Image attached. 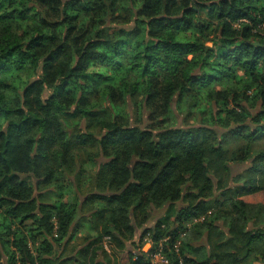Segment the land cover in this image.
Returning a JSON list of instances; mask_svg holds the SVG:
<instances>
[{
	"label": "trees",
	"instance_id": "16d2710c",
	"mask_svg": "<svg viewBox=\"0 0 264 264\" xmlns=\"http://www.w3.org/2000/svg\"><path fill=\"white\" fill-rule=\"evenodd\" d=\"M125 16L128 27L111 33L110 18ZM263 24L264 0H0V264H55L56 246L71 234L77 209L47 202L52 190H42L66 187L75 172L66 128L76 119L101 128L107 161L98 168L99 193L87 199L101 235L66 262L103 264L96 260L101 240L125 251L132 219L142 227L168 205L121 264H146L147 237H170L166 252L180 264L168 249L185 223L210 211L212 172L230 170L225 144L244 141L232 159H251V176L264 172V147L254 151L264 138ZM180 113L196 124L180 127ZM86 137L79 134L81 145L94 141ZM218 183L213 208L233 216L231 232L250 255L264 230H248V216L264 205L243 197L264 184L250 177L230 194ZM183 247L184 264L242 263L238 251L215 253L211 263Z\"/></svg>",
	"mask_w": 264,
	"mask_h": 264
},
{
	"label": "rangeland",
	"instance_id": "374dc122",
	"mask_svg": "<svg viewBox=\"0 0 264 264\" xmlns=\"http://www.w3.org/2000/svg\"><path fill=\"white\" fill-rule=\"evenodd\" d=\"M110 19L112 20V24L109 21L108 25L112 28L110 30L111 33L128 27V25L122 26L121 24L123 21L126 22L128 20V17L126 16L121 19H118V17H111ZM209 45L211 46L212 44ZM127 111L133 117L132 121L135 124L137 122V120H135L136 112L131 104ZM195 116L198 117L199 114H195L194 117ZM203 117L206 118L207 121L211 119L210 115ZM178 123L180 127L187 128L188 126L195 125L196 120H194V118L193 120L187 119L184 113H180L178 115ZM219 128L220 127H215L219 134H223L225 130ZM66 130L69 133V136L72 137L75 146L73 151L78 157L75 159V172L70 174L65 182H63L66 184V187L58 189V186L53 185L44 189V191L42 190V192L46 194L52 190V198L47 202H54L58 199H62L65 202H70L77 209L78 213L76 220L72 224L71 234L55 248V264H76L70 262L67 263L66 260L75 258L77 252L82 246L88 245L92 240H98L101 235V224L100 222L94 223L96 219H94V221L92 220L91 209L93 204H90L87 199L92 194L99 193L96 189L97 172L99 166L107 161V158L99 145L102 130L101 128H88V123L86 121L80 122L78 119L69 121ZM79 134L87 135L85 138L86 140L93 139L94 141L86 145H81L78 141ZM243 146L244 141L237 140L225 144L224 149L227 152L226 155H224L223 161H227L230 170H228L229 173L227 174V172L223 170V166L218 165L217 171L212 172L216 188L214 190V196L209 199L210 211L205 215V218L202 217L185 223L184 229L177 239V241L180 242L181 247L185 245L183 247L184 253L192 259H197L202 262L211 261L212 263L214 260H210V258L215 253H224L228 251L233 253L238 251L239 256L242 257L241 264H264V240L256 243L253 247V251L250 255H247L246 251L243 249V242L240 241L242 239L241 236H238L237 239V235L231 232L233 216L228 215L227 217H221V213H218L215 208H213L214 198L219 196L223 190L218 188L219 181H222L227 191L231 190L230 194H232L234 188H238L242 184L243 180H248L250 177L257 180V186L264 184V172L255 173L251 176L254 166L251 159L245 162H236L232 159L235 153L238 152V149L240 152ZM261 147H264V138L257 140L256 145L254 144V151H258ZM78 174L80 175L79 178ZM33 182L36 181L34 180ZM68 182H70V185ZM62 185L60 187H62ZM59 190L62 192L60 197L58 195ZM39 192L40 191H37L35 193L36 197L39 196ZM243 200L247 203L253 204V207H257L258 204L264 205V187L261 191L254 192L252 195L244 196ZM229 202L231 201H228V203ZM183 205L184 203L179 202L177 206L182 207ZM168 207L169 206L166 205L162 209L152 210L149 220L142 227H138L136 225V220L134 218L132 219V222L135 225V235L132 240L124 241L126 246L125 251L118 249L113 241L114 244L111 245L110 240H101L98 244L99 250L97 252V262L103 264H121L122 260L125 258V254L138 248L144 231L148 228L154 227L156 222L164 216ZM226 210L229 211L230 208L226 207ZM253 211L254 212L248 216V230L255 231L254 229L256 228L264 230V210L262 213H259L255 212L256 209L254 208ZM242 223L243 221L240 222V225ZM105 244L109 252L106 251ZM186 244L191 245L190 250H187L188 245ZM188 251H190V253H188ZM180 256H182L181 252ZM86 262L88 263L89 261L87 260Z\"/></svg>",
	"mask_w": 264,
	"mask_h": 264
},
{
	"label": "built area",
	"instance_id": "2783aa9c",
	"mask_svg": "<svg viewBox=\"0 0 264 264\" xmlns=\"http://www.w3.org/2000/svg\"><path fill=\"white\" fill-rule=\"evenodd\" d=\"M236 27L239 26V24L235 25ZM261 33L264 34V24L259 26ZM57 237V234L55 235ZM105 240H110V238H106ZM170 241V237H167L157 243H154L150 237L145 238L144 245L141 248V252L144 253L147 257L146 264H171V259L168 256V253L166 252L167 244ZM106 246V244H105ZM106 249L108 250L107 246ZM169 251H174L176 255H178L180 259V264H184L183 260L180 256L181 252V244L179 241H177L172 248L168 249ZM109 251V250H108Z\"/></svg>",
	"mask_w": 264,
	"mask_h": 264
}]
</instances>
